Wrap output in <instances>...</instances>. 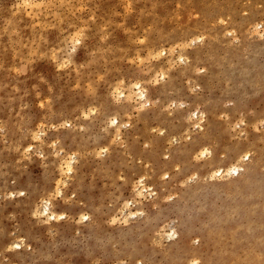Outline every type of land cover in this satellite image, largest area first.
<instances>
[{
	"label": "rangeland",
	"instance_id": "rangeland-1",
	"mask_svg": "<svg viewBox=\"0 0 264 264\" xmlns=\"http://www.w3.org/2000/svg\"><path fill=\"white\" fill-rule=\"evenodd\" d=\"M0 264H264V0H0Z\"/></svg>",
	"mask_w": 264,
	"mask_h": 264
},
{
	"label": "bare ground",
	"instance_id": "bare-ground-1",
	"mask_svg": "<svg viewBox=\"0 0 264 264\" xmlns=\"http://www.w3.org/2000/svg\"><path fill=\"white\" fill-rule=\"evenodd\" d=\"M142 90H143V89H142ZM140 93H141V92H140ZM141 95L143 96V95H145V93L142 91ZM139 97H141V96L139 95ZM143 97H144V96H143ZM143 97H142V98H143ZM68 168H69V166H68ZM70 169H71V168H70ZM70 169H68V170H70ZM237 171H238L237 167H233V168L229 169L228 173L230 172V173L237 174ZM218 173H223V170H222V169H219V170H218ZM218 173H217V174H218ZM46 211H48V206H47V205H45V206H44V209H43V212H46ZM52 217L54 218V214H52ZM16 247H18V245H16Z\"/></svg>",
	"mask_w": 264,
	"mask_h": 264
}]
</instances>
